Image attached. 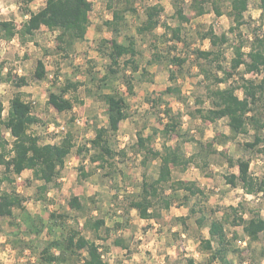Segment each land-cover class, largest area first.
<instances>
[{
	"label": "clouds",
	"instance_id": "clouds-1",
	"mask_svg": "<svg viewBox=\"0 0 264 264\" xmlns=\"http://www.w3.org/2000/svg\"><path fill=\"white\" fill-rule=\"evenodd\" d=\"M0 264H264V0H0Z\"/></svg>",
	"mask_w": 264,
	"mask_h": 264
},
{
	"label": "trees",
	"instance_id": "trees-1",
	"mask_svg": "<svg viewBox=\"0 0 264 264\" xmlns=\"http://www.w3.org/2000/svg\"><path fill=\"white\" fill-rule=\"evenodd\" d=\"M201 55H203V53H200ZM176 63H182V61L176 60ZM98 223H102V222H98Z\"/></svg>",
	"mask_w": 264,
	"mask_h": 264
}]
</instances>
